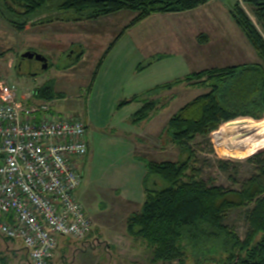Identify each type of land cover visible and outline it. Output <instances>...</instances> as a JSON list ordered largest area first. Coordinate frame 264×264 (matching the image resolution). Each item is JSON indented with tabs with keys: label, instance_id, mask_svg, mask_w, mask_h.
Masks as SVG:
<instances>
[{
	"label": "rangeland",
	"instance_id": "1",
	"mask_svg": "<svg viewBox=\"0 0 264 264\" xmlns=\"http://www.w3.org/2000/svg\"><path fill=\"white\" fill-rule=\"evenodd\" d=\"M237 1L244 7L242 0H209L201 11L151 15L128 29L136 14L132 10L96 19L63 12L61 20L33 25L34 32L27 33L7 26L0 16V78L8 77L20 93L50 83L54 93L65 96L54 100L55 107L79 114L88 127L90 150L78 160L82 178L76 196L93 227L81 241L59 237L50 264H152L151 248L143 239L128 234L127 219L142 208L147 162L184 158L171 142L168 120L206 91L176 81L194 71L241 60L262 63L229 13L227 4ZM219 25H232L228 37L235 44L216 38L214 32ZM235 33H240L241 40ZM211 35V44L223 46H215L214 52L227 51L224 45L230 44V49L239 52L238 57L208 55L211 48L202 45ZM28 50L43 54L48 67L44 69L36 58H23ZM161 53L166 54L151 68L137 69L149 56ZM168 83L172 89L152 95L160 103L150 119L133 123L132 115L143 105L135 96ZM122 100L131 102L118 107ZM261 128L252 124L199 136L193 145L202 177L209 183L240 188L243 180L254 173L247 160L264 151L262 133L256 138L257 151L250 156L255 140L252 135ZM219 160L234 163L229 172L220 170ZM225 224L244 239L249 231L246 208L231 210ZM0 252L7 264H30L29 254L18 239L5 241L0 235ZM186 264H194V259L189 258Z\"/></svg>",
	"mask_w": 264,
	"mask_h": 264
},
{
	"label": "trees",
	"instance_id": "2",
	"mask_svg": "<svg viewBox=\"0 0 264 264\" xmlns=\"http://www.w3.org/2000/svg\"><path fill=\"white\" fill-rule=\"evenodd\" d=\"M209 0H0V16L16 30L61 20L63 12L87 19L132 10L135 17L126 27L135 26L155 13H180L198 9ZM228 3L229 13L262 63H241L204 68L186 74L177 83H191L206 91L179 108L168 120L171 142L184 155L178 161H149L144 180V202L139 212L127 219L129 235L141 238L151 248L152 264H264V151L254 154L258 135L264 133V0ZM80 53L79 56H82ZM165 54L149 57L137 69L143 70ZM172 89L160 85L137 96L143 105L132 115L133 123L150 119L160 103L153 94ZM42 100L64 98L50 83L36 89ZM131 101L122 100L118 107ZM245 116L253 117L246 118ZM241 117V118H239ZM235 118H238L234 121ZM229 121V122H228ZM227 122V123H226ZM257 124L261 131L247 161L254 167L250 178L238 189L209 183L196 166L193 145L199 136L219 134L226 128ZM234 163L219 160L218 167L229 172ZM246 208L249 231L244 239L225 219L233 209ZM5 241H9L4 238ZM1 253V252H0ZM3 264L5 258L0 256Z\"/></svg>",
	"mask_w": 264,
	"mask_h": 264
},
{
	"label": "built area",
	"instance_id": "3",
	"mask_svg": "<svg viewBox=\"0 0 264 264\" xmlns=\"http://www.w3.org/2000/svg\"><path fill=\"white\" fill-rule=\"evenodd\" d=\"M55 101L0 78V235L22 241L30 264H50L59 237L81 241L93 227L76 196L88 127Z\"/></svg>",
	"mask_w": 264,
	"mask_h": 264
},
{
	"label": "crops",
	"instance_id": "4",
	"mask_svg": "<svg viewBox=\"0 0 264 264\" xmlns=\"http://www.w3.org/2000/svg\"><path fill=\"white\" fill-rule=\"evenodd\" d=\"M202 8H204L203 6L202 7H199L198 9H195L196 11H201V9ZM192 11V10H191ZM167 15H170V14H174V13H166ZM166 14H162V13H155V14H152V15H166ZM6 24H7V26H8V24L9 23H7L6 21H4ZM12 26V25H11ZM202 25H199L198 27H196V28H200ZM13 27V26H12ZM232 27V25H228V28H227V26H225V25H219L217 28V30L214 32V34H215V36H216V38H218L220 41H224V42H226V41H231V42H233V44H235V42L236 41H234L233 39H232V37L231 38H229L228 36H229V33H228V30L230 29ZM15 29V28H14ZM16 30V29H15ZM34 28H33V25H31V24H29V25H27L26 26V28L23 30V31H18L19 33H27V32H30V31H33L34 32ZM204 35V34H203ZM235 35L237 36V38L238 39H240L241 40V35H240V33H235ZM211 42H213L212 41V35L211 36H209V40L207 39V42L204 44V45H202L203 47H208V48H211V51L209 52V54L208 55H211V56H217V55H220V54H222V55H227V56H235V57H238V51H234V50H232V49H230L233 45H224V47L225 48H229L227 51H216V52H214V47L216 46L217 48H220L221 46H219V45H214L213 43L211 44ZM214 45V46H213ZM221 48H223V46L221 47ZM9 49V48H8ZM32 51V50H31ZM230 51V52H229ZM161 54H166V53H161ZM154 55H156V54H153V55H151V56H154ZM151 56H149V57H151ZM240 56L242 57V53L240 54ZM148 57V58H149ZM147 58V59H148ZM156 62V61H155ZM142 63V62H141ZM241 63H246V62H244L243 60H241L239 63H237V64H241ZM248 63V62H247ZM153 64H154V62L151 64V65H149L147 68H151L152 66H153ZM232 65H235V64H232Z\"/></svg>",
	"mask_w": 264,
	"mask_h": 264
},
{
	"label": "water",
	"instance_id": "5",
	"mask_svg": "<svg viewBox=\"0 0 264 264\" xmlns=\"http://www.w3.org/2000/svg\"><path fill=\"white\" fill-rule=\"evenodd\" d=\"M22 57L23 58H36L43 63L44 69L48 67V59L43 54L28 50L23 53Z\"/></svg>",
	"mask_w": 264,
	"mask_h": 264
}]
</instances>
